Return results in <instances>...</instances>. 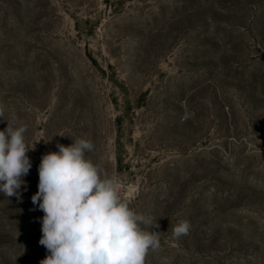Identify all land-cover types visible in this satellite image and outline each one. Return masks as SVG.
Returning <instances> with one entry per match:
<instances>
[{
    "label": "rangeland",
    "instance_id": "1",
    "mask_svg": "<svg viewBox=\"0 0 264 264\" xmlns=\"http://www.w3.org/2000/svg\"><path fill=\"white\" fill-rule=\"evenodd\" d=\"M0 108L35 146L0 264L46 257L38 167L77 138L157 218L146 264H264V0H0Z\"/></svg>",
    "mask_w": 264,
    "mask_h": 264
},
{
    "label": "clouds",
    "instance_id": "2",
    "mask_svg": "<svg viewBox=\"0 0 264 264\" xmlns=\"http://www.w3.org/2000/svg\"><path fill=\"white\" fill-rule=\"evenodd\" d=\"M0 119L7 122L0 130V192L20 200L32 167L27 153L35 146L28 145V125L17 115L6 117L0 108ZM73 141L57 144L59 151L44 154L38 167L31 200L44 213L39 244L47 255L40 264H146L148 253L161 246L157 218L137 213L123 199L116 177L89 158L91 140ZM190 228L188 221L179 222L173 238Z\"/></svg>",
    "mask_w": 264,
    "mask_h": 264
}]
</instances>
